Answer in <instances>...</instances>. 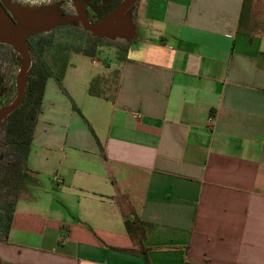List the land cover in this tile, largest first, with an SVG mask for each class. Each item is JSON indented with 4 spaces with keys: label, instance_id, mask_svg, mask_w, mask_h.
Wrapping results in <instances>:
<instances>
[{
    "label": "crops",
    "instance_id": "0c3cea01",
    "mask_svg": "<svg viewBox=\"0 0 264 264\" xmlns=\"http://www.w3.org/2000/svg\"><path fill=\"white\" fill-rule=\"evenodd\" d=\"M137 23L125 62L70 54L71 100L48 80L3 262L264 264V0H144Z\"/></svg>",
    "mask_w": 264,
    "mask_h": 264
},
{
    "label": "flooded vegetation",
    "instance_id": "af4514ba",
    "mask_svg": "<svg viewBox=\"0 0 264 264\" xmlns=\"http://www.w3.org/2000/svg\"><path fill=\"white\" fill-rule=\"evenodd\" d=\"M123 1L0 0V114L17 99L20 77L28 91L27 87L37 64L36 44L41 38L72 36L73 33L92 36L80 22L69 18H78L83 13L95 25L107 18ZM143 1L140 0L138 6L131 11L136 22ZM32 20L37 22L31 23ZM29 29L31 34L21 40ZM2 37L7 40H1ZM12 114L0 120V204L19 194L25 179V164L14 157L6 141L8 120Z\"/></svg>",
    "mask_w": 264,
    "mask_h": 264
},
{
    "label": "trees",
    "instance_id": "16d2710c",
    "mask_svg": "<svg viewBox=\"0 0 264 264\" xmlns=\"http://www.w3.org/2000/svg\"><path fill=\"white\" fill-rule=\"evenodd\" d=\"M74 37V38H73ZM110 46L100 38L73 34L62 40L55 36L41 38L36 44L37 64L32 73L27 95L24 103L16 110L8 120L6 141L11 153L26 164L30 148L33 142L34 131L42 113L43 99L47 82L53 79L63 94L69 97L63 86V80L69 67L70 54H78L90 58H100L101 49ZM117 61H127L130 45H118ZM48 58L50 60L48 61ZM101 80L94 79L89 88L92 96H102V91H97ZM71 100V98H70ZM75 110H78L74 106ZM23 187V186H22ZM21 187V188H22ZM17 203V196H13L0 204V242H6L13 222V214ZM125 225L129 235L136 236L139 231L143 233L144 223L135 214H125ZM142 241V240H141ZM142 244V243H141ZM0 264H8L0 259Z\"/></svg>",
    "mask_w": 264,
    "mask_h": 264
},
{
    "label": "water",
    "instance_id": "95a60500",
    "mask_svg": "<svg viewBox=\"0 0 264 264\" xmlns=\"http://www.w3.org/2000/svg\"><path fill=\"white\" fill-rule=\"evenodd\" d=\"M139 1L140 0H124L111 12L107 18L95 25L91 24L83 13H81L78 18H69V20L80 22L84 29L90 32L94 38L110 41L121 40L123 42L130 43L131 41H135L138 36V25L134 21V15L131 13V11L138 6ZM58 17L60 18L61 16ZM35 22L37 21H31V23ZM62 22H65V20ZM31 32L32 31L29 29V31L21 38V40H24V38L31 34ZM1 40L5 41L7 39L2 37ZM17 46V48L21 50V47L19 45ZM26 93V84L20 77L18 81L17 99L0 114V120L6 119L23 104L26 98Z\"/></svg>",
    "mask_w": 264,
    "mask_h": 264
},
{
    "label": "rangeland",
    "instance_id": "374dc122",
    "mask_svg": "<svg viewBox=\"0 0 264 264\" xmlns=\"http://www.w3.org/2000/svg\"><path fill=\"white\" fill-rule=\"evenodd\" d=\"M134 21L136 22V20H134ZM137 25H138V23H137ZM138 30H139V28L137 27V31ZM73 34H76V33H73ZM65 37H66V35H58V36H56V39H59V40L63 41V38H65ZM104 41L107 44L110 45V46H105V47H103L101 49V52H102L101 58L105 62L117 58L118 50H117L116 47L118 45H123V46L124 45H130V43H126V42H123L121 40H117V41L104 40ZM49 60H50V58H48V61ZM25 180L27 181L26 183H30V184L26 185V187L28 188V191H30V192H38V189H36V187H35L37 182L30 181V179L28 177L25 178Z\"/></svg>",
    "mask_w": 264,
    "mask_h": 264
}]
</instances>
